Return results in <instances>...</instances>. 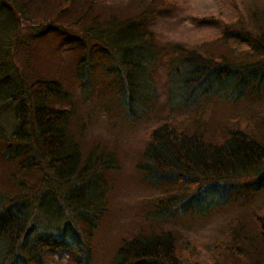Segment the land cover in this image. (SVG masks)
<instances>
[{
    "label": "rangeland",
    "instance_id": "374dc122",
    "mask_svg": "<svg viewBox=\"0 0 264 264\" xmlns=\"http://www.w3.org/2000/svg\"><path fill=\"white\" fill-rule=\"evenodd\" d=\"M93 1L90 7H65L57 0H0V78L14 72L9 69H17L26 80L58 74L75 101L74 123L82 136V153L96 149L115 161V168L103 173L107 207L102 217L93 218L92 245L80 233L59 241L69 232L57 235L53 230L52 236L49 229L46 236L55 243L47 244L46 264H77L86 245L88 264H111L123 240L152 231L170 232L189 262L242 264L243 260L232 258L233 252H225V244L233 234L239 240L234 245L241 247L239 229L251 233L246 231L249 212L264 206V167L207 184L193 177L149 175L144 171L143 152L152 130L163 123L200 132L206 139H217L232 129L263 137L264 50H254L253 39L257 41L259 26L264 31V0H170L167 9L147 12L142 22L152 40L154 59L144 64L145 71L131 80V86L122 73L108 75L111 65L100 59L89 60L91 68L84 67V59H77L59 34L94 22L95 30L87 29L88 33L103 36V25L110 19L117 17L120 23L140 16L152 1ZM220 22L233 31L243 25L248 34L239 38L250 43L223 35L225 25ZM49 27L57 31L46 34ZM87 48L99 51L95 41ZM186 52L210 54L218 66L209 67L207 79L197 83V66L183 57ZM8 94L0 89V158L9 161H0V184L10 188L17 152L16 148L9 152L6 145L7 136L17 130L19 103L6 106ZM24 96L28 103L22 91L19 98L26 108ZM33 138L28 150L34 146ZM29 155L37 156L35 147ZM168 199L169 208L177 205L170 212L160 204Z\"/></svg>",
    "mask_w": 264,
    "mask_h": 264
},
{
    "label": "trees",
    "instance_id": "16d2710c",
    "mask_svg": "<svg viewBox=\"0 0 264 264\" xmlns=\"http://www.w3.org/2000/svg\"><path fill=\"white\" fill-rule=\"evenodd\" d=\"M151 1L147 2V10L140 16H129L120 23L117 17L110 19L103 25V36L88 33V30H95L92 28L95 27L94 22L88 26L83 25L85 28L82 30L68 32L65 29L68 33L60 32L63 30L60 27L59 35L63 37L65 47L69 44L68 48L77 54V59H84V67L91 68L92 59H100L104 65H111L107 70L108 75L113 72L122 73L129 79L131 86V80H136L145 71L144 64L154 59L150 50L152 40L150 36L146 37L142 20L151 10L158 12L159 9H167L170 0ZM57 2L64 3L65 7L75 4L90 7L94 3L93 0ZM83 18L78 17L77 23L84 21ZM220 23L225 25L223 35H235L237 40H233L240 41V44L243 41L250 43L239 38L242 33L248 34L243 25L233 31L227 23ZM56 31L49 27L45 33ZM256 33L257 41L253 40L257 45H253L254 50L257 48L263 52L262 26L257 28ZM85 39L88 40L89 48L91 41H95L99 51H89ZM108 43L111 47L107 46ZM183 57L197 66V83L205 81L207 69L219 63L210 54L186 52ZM89 60L92 61L90 65L87 63ZM9 70L14 72H8L0 78V89L9 93L6 106L12 105V101L19 103L17 130L7 136L9 143L6 145L9 152L16 148L17 154H13L15 173L10 175V188L0 184V264H46L50 255L47 254V244L55 243L53 237L46 236L45 232L49 229L52 236L53 230L57 235L69 232L59 241L80 233L92 245L93 230L96 227L93 218L98 220L102 217L107 207L104 188L106 179L103 173L115 168V161L111 154H104L103 151L97 154L96 149L82 153V136L74 123L75 101L66 85L59 80L58 74L51 79L30 76L26 80L17 69ZM87 70L82 68V71ZM227 72L225 69L223 74ZM20 87L28 98L27 103L26 96L23 97L26 108L21 106L19 98L22 91L14 94ZM261 128V138L240 129H232L217 139H206L200 132L189 133L173 124L163 123L150 134L143 152L146 161L144 171L156 176L193 177L207 184L257 171L264 167V119ZM32 138L34 146L28 150L26 146ZM34 147L36 157L29 155ZM0 159L4 163L9 162L2 157ZM169 203L170 199L160 201V204L168 208V212L177 206L172 203L169 208ZM246 225H249L246 231L253 234L239 229L241 247L234 245L239 240L229 234L225 252H233L232 258H239L241 262L243 260L242 264H264V206L249 212ZM180 249L179 242L170 232L138 234L120 243L111 264H199L192 259L190 262L185 260V253H181ZM88 259L86 245L77 264H88Z\"/></svg>",
    "mask_w": 264,
    "mask_h": 264
}]
</instances>
